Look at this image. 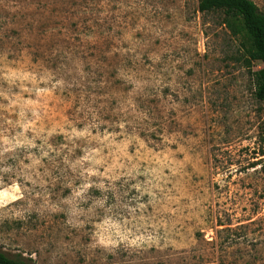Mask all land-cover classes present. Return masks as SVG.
Returning a JSON list of instances; mask_svg holds the SVG:
<instances>
[{"label":"rangeland","instance_id":"1","mask_svg":"<svg viewBox=\"0 0 264 264\" xmlns=\"http://www.w3.org/2000/svg\"><path fill=\"white\" fill-rule=\"evenodd\" d=\"M261 66L198 0H0V251L264 264Z\"/></svg>","mask_w":264,"mask_h":264},{"label":"trees","instance_id":"2","mask_svg":"<svg viewBox=\"0 0 264 264\" xmlns=\"http://www.w3.org/2000/svg\"><path fill=\"white\" fill-rule=\"evenodd\" d=\"M201 13H220L222 24L240 40L246 59L259 61L261 68L254 73V96L264 100V13L251 0H198ZM0 264H30L20 255L8 256L0 251Z\"/></svg>","mask_w":264,"mask_h":264}]
</instances>
